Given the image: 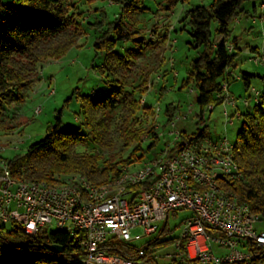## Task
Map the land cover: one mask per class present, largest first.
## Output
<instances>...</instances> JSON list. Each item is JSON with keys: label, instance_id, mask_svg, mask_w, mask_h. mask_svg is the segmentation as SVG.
Masks as SVG:
<instances>
[{"label": "trees", "instance_id": "trees-1", "mask_svg": "<svg viewBox=\"0 0 264 264\" xmlns=\"http://www.w3.org/2000/svg\"><path fill=\"white\" fill-rule=\"evenodd\" d=\"M85 1L91 4L95 0ZM114 1L121 4L128 15L146 9L144 0ZM180 1L188 0H169L170 5ZM245 1L212 0L209 5H197L186 11L183 21L189 27L191 45L203 49L192 61L191 71L184 82V85L193 84L197 92L195 104L199 107L198 127L191 134L181 131L180 141L173 145L167 143L160 151L167 149L172 155L182 149L186 142L211 136L208 126L201 127L200 124L204 121L207 108L226 101L224 85L227 84L229 92V84L234 79L228 70L234 66L240 50L237 38H231L232 25L244 16ZM74 4V0H0V132L6 129L2 119L4 111L14 103H22L33 88L38 65L51 58H60L85 33L82 18L85 10L79 5V11H71ZM100 12L106 18L105 10L101 9ZM133 24L126 21L123 15L109 22L106 30L99 22L89 24L100 32L95 37L94 47L104 56L102 70L106 74L108 89L98 96H83L80 110L83 121L79 128L64 126L59 111L55 122L47 127L41 139L30 144L25 153L7 159L15 178L54 184L63 181L65 177L62 175L81 173L95 184H103L119 177L125 167L142 163L145 154L156 148L160 139L156 127H141L138 116L141 107L136 95L148 89L147 80L144 79L132 91H126V74L137 64V57L143 51L127 49L120 53L116 50L119 41L132 38L136 46L143 48L145 40L132 30ZM154 30L156 32L157 29ZM254 50L261 54L259 49ZM251 76L254 75H243L248 92L246 97H250L253 88ZM262 78L264 80V76ZM123 95L124 107L120 115L117 119L111 118L110 111L119 106ZM252 105L253 109L245 114L239 107L231 109L234 112L239 110L244 116L234 143L235 159L244 176L241 180L224 176L218 179L223 188L233 191L240 201L247 203L251 210L264 218V94L261 97L259 95V102ZM144 110L154 114L149 107H144ZM176 114L175 107L167 108L169 124L173 123ZM113 120H116L115 132L123 141L120 151L107 158L99 152L75 151L76 146L90 139L101 149L114 151L113 132L110 129ZM83 129L88 130V133ZM145 136L152 140L146 149L143 147ZM130 148L128 157L124 158L123 153ZM150 184L148 180L132 188L139 193L149 189ZM11 223L12 228H8L6 223L0 224V264H71L61 257L83 254L80 246L65 231L49 232L43 228L37 234L29 235L20 224ZM166 230L167 223L160 228L158 236L146 244L147 248L143 252L140 250L144 246L140 248L132 243H118L110 248V252L127 258L146 259L155 247L175 243L179 239L162 238ZM187 242V238L182 239V250H185ZM54 244L61 246L62 251L54 252ZM4 247L7 251L3 250ZM257 252L259 257L254 264H264V248H258ZM192 262L198 264L196 260Z\"/></svg>", "mask_w": 264, "mask_h": 264}, {"label": "rangeland", "instance_id": "rangeland-1", "mask_svg": "<svg viewBox=\"0 0 264 264\" xmlns=\"http://www.w3.org/2000/svg\"><path fill=\"white\" fill-rule=\"evenodd\" d=\"M211 2L212 0H188L170 5L169 0H144L143 6L146 9L128 15L125 8L114 0H95L91 4L85 0H74L75 6L71 11H79L77 8L79 5L85 10L82 17L85 22L83 24L85 33L60 58H51L40 63L34 86L28 91L27 98L22 103L10 105L4 111L2 119L5 121L6 129L0 132V161H8L7 159L17 154L25 153L30 144L46 134L47 127L55 122L59 111L64 126L70 129L79 128L83 121L80 113L83 96H98L108 89L106 74L102 70L104 56L94 47L95 37L100 32L89 24L99 22L103 24V30H106V25L114 22L121 15L126 21L134 23L131 25L132 30L137 31V36L145 40L142 44L145 51L134 44L133 38L117 43L116 50L120 53H124L127 49L143 51L137 57V64L126 74L128 76L126 91H132L144 79L147 80L148 89L145 93L136 95L141 107L138 112L140 126L156 127L160 138L156 148L147 152L143 161L153 158L156 151L165 148L167 143L173 145L176 141H180L181 138L176 140L177 132L186 131L189 134L195 132L198 127L199 112V107L195 104L197 92L193 89V84L184 85V82L191 71L192 61L203 49H196L191 45L190 30L183 18L188 9L197 5H209ZM263 3L264 0L245 1L244 16L239 17L232 25L231 38H237L240 50L234 66L228 70L234 77L229 84V94L238 100L235 106L225 101L207 108L200 126H208L210 135L214 138L226 136L235 143L244 116H234L233 123L228 124L225 111L239 107L245 114L253 109V103L245 106L241 102V99L248 95L244 86V73L254 75L251 76V86L260 91V97L264 94L262 78L264 76V10L260 7ZM101 9L105 10L106 18L102 17ZM154 29H157L156 32ZM255 48L259 49L261 54L254 50ZM169 106L177 110L176 126L168 123ZM123 107L124 95L120 97L119 106L110 111L111 118L117 119ZM144 107L153 109L154 114L147 113ZM114 122L116 120L112 121L110 128L113 132L111 137L114 151L101 149L91 139L83 145L76 146L75 151L99 152L105 158L120 151L123 141L115 132ZM83 131L88 133L86 129ZM146 136L143 142L144 149L152 142ZM130 151L131 148L123 153L124 158L128 157ZM138 165L134 164L131 167ZM191 215L192 211L189 209L171 212L168 221L161 223V228L167 223V230L161 237L165 239L180 237L184 221ZM6 224L8 228H12L11 222ZM54 230L57 229L48 228L49 232ZM209 232L217 233L212 229ZM137 233L143 234L142 229L133 230L132 236ZM158 233L150 236L143 234L141 239L133 240L131 243L141 248L157 237ZM3 250L7 251V248L4 247ZM214 250L221 252V249L215 245ZM176 253L178 251L175 243H168L155 247L150 257L146 259L159 264H184L180 258L174 257Z\"/></svg>", "mask_w": 264, "mask_h": 264}, {"label": "built area", "instance_id": "built-area-1", "mask_svg": "<svg viewBox=\"0 0 264 264\" xmlns=\"http://www.w3.org/2000/svg\"><path fill=\"white\" fill-rule=\"evenodd\" d=\"M260 7L264 10V3ZM224 92L226 102L235 106L238 99L229 94L227 84ZM259 95L253 87L250 97L241 102L245 106L258 103ZM224 115L229 124L241 112L226 110ZM234 149L226 136L195 139L172 155L165 149L137 167H125L119 177L103 184L81 173L54 184L18 179L7 161L1 160L0 224L14 221L29 235L52 227L67 232L83 252L61 257L71 264H159L114 254L110 248L139 240L143 234H157L171 212L189 209L192 215L184 221L174 257L185 264H194V260L198 264H254L257 249L264 248V218L223 188L218 179L243 178ZM148 180L149 189L137 193L132 188ZM137 228L143 234L132 236ZM183 238L188 239L185 250L181 249Z\"/></svg>", "mask_w": 264, "mask_h": 264}, {"label": "water", "instance_id": "water-1", "mask_svg": "<svg viewBox=\"0 0 264 264\" xmlns=\"http://www.w3.org/2000/svg\"><path fill=\"white\" fill-rule=\"evenodd\" d=\"M136 39L137 40H142V38H136ZM146 248H147V245H144V247L142 248V250H145ZM52 249H53L54 252H57V253H59V252L62 251V247L59 246V245H56V244L53 245Z\"/></svg>", "mask_w": 264, "mask_h": 264}]
</instances>
